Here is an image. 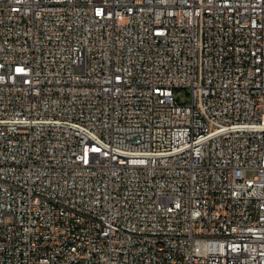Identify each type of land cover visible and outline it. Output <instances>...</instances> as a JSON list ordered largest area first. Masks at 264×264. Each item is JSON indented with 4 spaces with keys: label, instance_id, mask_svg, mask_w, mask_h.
Segmentation results:
<instances>
[{
    "label": "built area",
    "instance_id": "1",
    "mask_svg": "<svg viewBox=\"0 0 264 264\" xmlns=\"http://www.w3.org/2000/svg\"><path fill=\"white\" fill-rule=\"evenodd\" d=\"M0 264H264V0H0Z\"/></svg>",
    "mask_w": 264,
    "mask_h": 264
},
{
    "label": "rangeland",
    "instance_id": "2",
    "mask_svg": "<svg viewBox=\"0 0 264 264\" xmlns=\"http://www.w3.org/2000/svg\"><path fill=\"white\" fill-rule=\"evenodd\" d=\"M175 97L176 99H179L180 103H187L188 97L186 95L185 90H178L175 92ZM247 178H253L255 176V172H247Z\"/></svg>",
    "mask_w": 264,
    "mask_h": 264
}]
</instances>
